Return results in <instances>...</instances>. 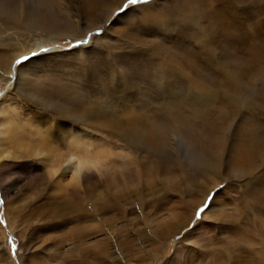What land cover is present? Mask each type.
Returning a JSON list of instances; mask_svg holds the SVG:
<instances>
[{"label":"rangeland","instance_id":"374dc122","mask_svg":"<svg viewBox=\"0 0 264 264\" xmlns=\"http://www.w3.org/2000/svg\"><path fill=\"white\" fill-rule=\"evenodd\" d=\"M92 1L48 0L58 18H67L77 26L74 33L60 34L48 41L42 39L44 43L37 41L39 33L33 38L12 37L1 21L6 28L3 27L0 48L6 54L31 45L28 52L14 59L8 72L1 68L0 101L6 109L3 116L12 111L10 115H14L15 124L28 125L30 132L41 126L51 132L57 121H65L79 135L80 144H90V136L86 141L87 133L99 136L102 142L98 141L97 146L104 145L108 156L99 171H87V176H82L77 185L68 183L71 163L57 157L54 171L38 156L19 151V143L11 137L6 145L12 157L0 160V200L3 201L0 204V264H264V258L259 255L264 251V163L249 177L236 178L223 170L233 146L241 141V137L237 138L240 130L250 129L246 127L248 124L264 130L263 64L246 62L245 51L235 44L220 45L230 54L221 56L220 62L232 57L248 66L249 74L257 79L255 97L253 102L246 99L231 119L220 175L194 172L188 166L194 155L189 151L186 133H196L202 122L203 127L208 121L201 120L198 107H193L185 96L183 81L172 78L169 83L167 79L156 83V67L161 62L157 61L156 65L139 57L136 49L143 48L145 43L156 45L153 51L172 55L161 57L164 64L171 68L187 66L190 72L210 84L219 75L191 60L199 48L189 37L191 32L185 31L186 27L172 29L148 41L142 31L154 33L143 28L138 11L145 5H129L122 13L127 3L124 0L111 13L103 9L95 13L105 1H116L95 0L99 6ZM238 1H235V12L247 29L254 28L253 18L264 29V0ZM149 2L153 7L157 0ZM29 3L38 5L36 0ZM171 4L166 6L172 8ZM98 13L101 21L93 22V16ZM200 24H204L201 19ZM84 40L88 43H79ZM131 45L133 48H129ZM42 49L49 51L43 53ZM85 49L89 51L85 53L86 59L81 60L79 52ZM34 52L40 55L17 65L18 60L32 57ZM117 59L125 71L121 77L114 78L109 69L111 64L118 63ZM224 88L219 91L215 88L218 95ZM219 101L224 106L221 97ZM63 111L72 118L56 113ZM130 119L138 121L140 126L143 124V132L137 136L144 139L149 134V141L156 140L155 149L162 153L154 148H135L122 139V134L121 137L116 134L119 125L124 126ZM179 121L187 125L178 126ZM171 137L174 151L168 145ZM33 138L34 135L27 137L30 141ZM74 138L69 132L65 134L61 143L63 151L74 147L77 141ZM63 171L67 182L59 180ZM74 192L83 193L88 200L82 202L83 212H92L93 205L96 213L92 219H74L69 214L61 220L43 209L49 196L73 197ZM210 195L215 196L212 206L197 221L195 213L204 207ZM79 212L77 209L74 216ZM47 213L52 217L46 216ZM192 224L197 227L189 231ZM13 245H16L15 256Z\"/></svg>","mask_w":264,"mask_h":264},{"label":"bare ground","instance_id":"6f19581e","mask_svg":"<svg viewBox=\"0 0 264 264\" xmlns=\"http://www.w3.org/2000/svg\"><path fill=\"white\" fill-rule=\"evenodd\" d=\"M29 1L31 0H0V38L3 37V27H5L4 25H2L1 21L8 27L9 29L8 34H10L12 37L14 36L16 38L19 37L33 38L35 36V33H39L41 35L37 39V41L41 43H44L42 39L48 41L60 34L62 35V34L74 33L75 30L74 28L75 26H77V23H73L67 18H61V19L58 18L56 13H54L50 9V5L47 2L48 0H36L38 4L37 7H35V5L30 4ZM115 1L116 2L114 1H105L104 3L101 2L103 5L101 6V8H99V10L95 11V13L102 11V9L105 12H107L108 10L111 13L124 0H115ZM235 1L238 0H171L170 3H172L171 4L172 8L165 6L166 8L165 16L175 17L177 18L178 21H183V20L194 21V23L191 24V30H190L191 35L189 37L193 38L194 41L191 38L190 39L193 42H195L196 45L198 41H203V43L197 45L199 48V52H197L198 55H196L197 53L194 54L195 57H193V59L191 60L194 63H196L199 67L205 65L207 68L213 69L217 73V75H219L218 76L219 79H216L214 81V84H210V82L208 83L206 80H203L200 77H198V74L196 73L193 74V72H190L189 67L184 65L183 66L181 65L182 67L180 66L177 67L172 64L173 69L183 73L184 75H187L186 77L192 81V85H193L192 90L190 91L187 88H185L184 94L186 97H188L189 100H191L192 106L196 105L198 107L197 108L195 106V108L198 109L199 114H201L204 118L202 119V116L200 115L201 120H204V123L205 120L208 121V123H205L203 127H202L203 125L202 122L200 129L196 133H192V134H189L191 132L186 133L187 135L186 139H189L187 141L189 151L191 150L194 155L192 160L190 159L189 161L187 160L189 163L188 166L192 167L194 172L196 171L200 173H212L213 175H215V177L217 175H220V171H222L221 168H224L221 159L223 156L225 143L228 140L229 135L227 136V133L230 131L231 119L235 118V116L238 113V110L242 108L243 104H245L246 99L254 100L255 97L254 91L257 86L255 84L257 79L253 75L249 74L248 66L241 65L240 63H238V60L235 59L236 60L235 61L233 60L232 57L229 61L226 58L224 62H220L219 58L221 56L223 57L224 55L225 56L230 55L227 54L226 50L222 49L220 45H226L232 47V44H235V46L237 45L239 49L245 51L246 62L251 63L252 65H255L256 63L259 62L261 65L263 64L264 66V43H263L264 29L263 27H261V23L257 21V18H253V20L255 21L253 22L255 24L253 28L254 30L253 29L252 31L250 29L248 30L247 27L244 25L245 23L242 22V19L239 18L241 19L239 20L236 15L235 4H237V2ZM241 1L242 0H239L238 3H240ZM92 2L93 4L95 3L96 6H99L98 1L94 0ZM233 2L235 3L233 4ZM150 4L152 3L149 2L147 5H145L140 9H146V8L150 9L152 8ZM201 6L202 8L203 7L208 8V10L207 11H203V9L201 10L200 8ZM31 7H34V9H32ZM108 14L109 13H107V16ZM206 14L208 15L205 16ZM98 15L99 13L95 14V16L92 15L93 22L101 21V18L99 19ZM240 15L241 14H239V16ZM143 19L144 17L142 16L139 18L140 21H142ZM200 19L204 22V24H200ZM178 27L179 28L181 27L183 29V27L187 28L188 25L184 23H175L172 25V29ZM88 28H86L83 31V34H85ZM35 42L36 41L34 40V43ZM1 45L3 44L1 43ZM22 47L23 48H21L19 51L17 48L16 53L13 54H6L5 49L0 48V64L2 65L4 64V66L0 65V71L1 68L4 67L3 70L8 72L9 67L11 66L14 59L28 52L31 48V45L26 44L23 45ZM129 48H133L132 45L129 46ZM233 49H235L234 45H233ZM153 50H155V47L152 49V56H160V57L170 56L169 54L163 55L162 51L160 53L158 51H153ZM137 53L139 54V57L142 56L149 61L152 60L157 65V61L154 60L152 56H150L148 53L138 52V51ZM78 57L81 60L86 59L84 50H80ZM199 62L202 65L199 64ZM194 63H192L191 65H196ZM157 68H159L158 65L156 67V70ZM2 76L3 75L0 74V77ZM224 78L227 81L223 80ZM171 79L172 78H167L168 80L167 82L169 83ZM213 85H215L216 87ZM223 86L225 87L224 90L221 92V95H218L216 89L219 91V89H221ZM220 97L224 100V106L222 105V102L219 101ZM106 108L107 107H105V109ZM5 111L6 109L3 108L2 102L0 101V160L7 159L11 154H13L6 145V143L11 139V137H13L12 139L15 138L17 144L19 143L18 145L19 151L24 150L25 152H27V154L31 156L34 157L38 156L44 163L48 165L49 168H52L54 171H56V169L53 168L54 167L53 165L57 163L56 162L57 157L60 158L61 161L65 160L67 163H71L73 166H72V170H70V178L68 180V183L75 182L78 185L79 180H81L82 176L86 175L87 171L93 169L98 170V168L102 166V162L104 161L105 157L108 156L107 152L104 151L105 149L104 145L97 146L98 141L101 140L102 142V139L99 136L94 137L93 136L94 134L88 135L87 133L85 134V136L87 137L86 141L88 142L89 138L91 137L90 138L91 142L90 144H85L81 142L82 144L81 145L80 140H77L79 139V135H76L75 131L72 132L71 125L65 123V121H57V123L55 122L56 127L53 128V131L51 132H48L47 130L43 129L44 126L43 127L41 126V128L38 127L37 130L34 131L31 130L32 132L31 134L28 125H26L25 123H24L25 125L19 123L15 124L13 118L14 115H10L12 111L10 112L9 115L3 116L5 114L4 113ZM210 112L211 113L214 112V114H209ZM56 113H58L59 115L61 114L62 116H66L69 119L72 118L70 114L65 113L64 111L60 113L59 112ZM209 115L211 117H209ZM205 116H207V119ZM198 117L199 116H197V118ZM131 119H133V117ZM131 119L128 121V123H125L124 126L119 125L116 134L119 136L120 134H122V139L126 141V143H128L129 145L135 148H140L142 150H146L148 148L155 149L158 145L155 144L156 140L154 142L153 140L149 141L148 139L149 134H146L148 138H146L145 135H144V139L138 137L137 133L143 132L142 130L143 124L141 123L142 125L140 126L138 125L139 123L137 124L138 121L137 122L131 121ZM197 121L199 122V120ZM192 122L194 125V121ZM183 124L186 123H184L183 121L178 122V126H183ZM246 127H250V129L246 131H242L239 129L240 136H237V138L241 137V141L236 143L235 146H233V151L231 154H229L230 160L228 164L225 165L226 168L223 169L226 171L227 174H230L236 178L243 176L249 177L251 174L253 175L259 169V167L264 163V130L262 131L260 126H251V124L250 125L248 124ZM111 130H113V128ZM67 132L73 134L77 141L75 142L74 147L69 148L66 151H63L61 148L62 145L61 143H63L65 134ZM31 135H34V138L30 141L27 139V137H31ZM58 137H62V138L59 139ZM173 137H171L172 139L168 138V142H169L168 145H171L170 146L171 151L175 150V147L173 146L174 143L172 142L174 140ZM151 142L154 144V146H151L150 144ZM159 144H161V142ZM157 149L155 150L160 152ZM160 153H162V151ZM186 157H189V155ZM158 165L160 166V164ZM65 173L66 171H63L61 173L59 179L60 181L66 180L63 177ZM82 194L83 193L74 192L73 197H70L69 194H63L58 197L49 196L42 207L43 209L50 211L51 214L55 215L61 220L66 218L69 214H72V217L74 219H81V220L92 219L93 216H95L94 213H96L95 209H93V205H92L91 207L92 212L89 213L83 212L82 202L83 201L87 202L88 200ZM103 208H105V206H103ZM77 209L78 211H81V213L79 212L81 215L77 213L79 215L76 217L74 216L75 214L74 212ZM40 212L39 214H42V212L41 213ZM46 216H50V215H48L47 213ZM89 251H91V249ZM259 255L260 258H264V251H260Z\"/></svg>","mask_w":264,"mask_h":264},{"label":"snow or ice","instance_id":"6c2138e0","mask_svg":"<svg viewBox=\"0 0 264 264\" xmlns=\"http://www.w3.org/2000/svg\"><path fill=\"white\" fill-rule=\"evenodd\" d=\"M171 2V0H157L156 4L150 8V9H139L138 11L140 12V16L144 17L142 20V26L144 29H148L152 31L154 34L149 35L147 32L142 31V35L146 38V40L151 41L153 37L157 36H164L165 33L170 32L172 30V25L175 23H184L188 25V27L185 29V31H190L191 30V24L194 23V21L190 20H183V21H178L177 18L172 17V16H165V11L166 8L165 6L168 5ZM149 3V0H127V3L124 5V8L121 9V12L123 13L129 5H147ZM135 31V29H133ZM165 42H168V39L165 37ZM79 43L82 44H87L88 41H80ZM203 41H198L197 45L202 44ZM155 47L153 44H146L143 48H137L136 51L138 52H144L148 53L150 56H152V49ZM49 50L48 49H42L43 53H47ZM85 53L89 51V49L84 50ZM40 54L38 53H32V57L24 56L21 58V60H18L16 63L17 65H21V61H29L31 58H36ZM167 55V53H165ZM152 58L156 61L161 62V66L157 68L156 70V82L159 84L162 81H164L167 78H175L177 80L183 81L184 86L188 90H192V81L185 77L183 73L171 68L169 65L164 64L162 61V58L160 56H152ZM118 63L117 64H111V67L109 69V74L112 75L114 78L116 77H121L125 71V68L120 65V61L117 59ZM55 99L59 100V97H55ZM39 167V165H36ZM222 188L224 187L223 185L221 186ZM219 191V190H218ZM215 196L210 195L208 198V202L205 203L204 207L199 208L195 215H196V220L199 221L202 219V213H204L206 210H210L212 206V201L214 200ZM3 201L0 200V204H2ZM197 227L196 224H192L189 226V231ZM13 255L15 256L16 254V245H13Z\"/></svg>","mask_w":264,"mask_h":264}]
</instances>
